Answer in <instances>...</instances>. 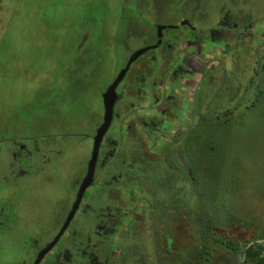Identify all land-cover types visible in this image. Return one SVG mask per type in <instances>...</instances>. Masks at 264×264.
<instances>
[{"label": "rangeland", "instance_id": "1", "mask_svg": "<svg viewBox=\"0 0 264 264\" xmlns=\"http://www.w3.org/2000/svg\"><path fill=\"white\" fill-rule=\"evenodd\" d=\"M230 1L0 0V216L26 210L41 224L40 227H46L49 222H46L47 217L40 215L43 210L51 212L53 218L52 214H59L68 206L72 200L73 182L86 166L93 133L103 116L102 94L130 55L155 41L154 33L146 24L155 21L156 17L161 19L159 22H173L175 18V21L178 18L191 20L192 15L195 19L208 13L215 16ZM254 1H262L264 6V0ZM254 1L246 5L250 13ZM180 3L181 14L173 15L163 9L166 15L159 16L157 8ZM242 17L246 18L243 15L232 18H240L242 22ZM248 25L249 21L229 37L223 30L216 29L215 43L211 45L214 48L207 52L199 45L189 49V43L172 41L175 50L167 52L169 60L165 61V69L168 72L186 70L183 80L188 84L184 95L189 101L185 108L188 123L191 116H196V108L201 107L209 114L228 106L229 101L241 104L234 111L232 126L218 130L212 138L207 137L206 147L209 149L212 142L216 143L217 172L221 179L215 187L231 205L226 226L232 221L238 226L237 220H246L250 225L248 230L244 232L235 227L233 232L237 236L244 233L251 237L264 232V96L253 105L255 85L249 86V71L243 73L245 66H254L256 59H260V54L254 53L256 58L253 57L257 42L247 34ZM260 26V37L263 38L264 22ZM128 28L136 29L138 35L128 36ZM85 33L88 37L86 47L80 50L77 45ZM188 33V29L179 28L169 30L166 36L180 38ZM248 46H251L249 51ZM179 49L183 55L178 54ZM151 53L159 55L157 50L144 54L141 61L131 66L129 80L133 76L148 75L153 69L155 73L156 63L143 66ZM177 63L180 66H175ZM211 66L214 69L220 67L213 70V74H221L222 79L209 82L206 78L205 82L198 83L204 69ZM170 73L166 72L167 75ZM127 80L120 84L117 93L128 87L129 101H139V96L134 95L139 86ZM126 101L118 106L123 111L128 104ZM198 118L199 114L195 123ZM199 128L202 132L205 125L199 124ZM178 133L173 127V134ZM112 134L110 131L107 137H114ZM166 137L163 143L156 144L155 141L154 153H148L146 158L156 160L165 144L175 140L174 136ZM126 147L122 149L123 154L128 153ZM56 152L61 155L57 156ZM47 160L48 171L31 176ZM122 166L128 176L134 175L138 181L145 177L146 171L141 164L135 169L125 163ZM23 172H26L25 177ZM158 174L161 173L155 172L156 176ZM117 187L114 189L121 190ZM96 199L89 202V219L94 218L96 210L102 206L114 205L106 200L102 205ZM117 199L122 204L127 198L120 195ZM13 222L11 218L8 225L13 228V243L18 248V240L25 231L22 222L16 224L17 227ZM54 228L55 224L41 230L46 234L43 240L54 232ZM221 254L219 252L211 264H229L227 257L223 256L224 262ZM183 255L178 249L172 264H182Z\"/></svg>", "mask_w": 264, "mask_h": 264}, {"label": "trees", "instance_id": "2", "mask_svg": "<svg viewBox=\"0 0 264 264\" xmlns=\"http://www.w3.org/2000/svg\"><path fill=\"white\" fill-rule=\"evenodd\" d=\"M252 1L254 0H231V5L221 8L215 16L208 13L210 17L203 16L197 21L188 20L190 27L181 28L190 32L188 35L183 34V39L193 38L195 41H201L202 51L207 52V49L214 48L211 45L215 43L213 39H216V29L223 30L224 35L229 37L249 21L247 34H251L250 36L256 38L254 41L257 42V45L255 44L257 50L253 52V57L256 58V54H260V59H256L254 66H245L243 73L248 70L251 75L249 86L255 85V96L252 98L254 105L264 96V36L260 37L262 31L260 24L264 22L261 21L264 6L262 7V1L261 3L254 1L253 11L250 13L246 5ZM165 5L157 8L159 16L163 15V9H167L173 15L177 12L182 13L181 3L177 4L178 7ZM235 15H243L246 18L242 17L244 19L242 22L240 18L233 20L232 17ZM158 19L160 18L156 17L155 21L149 22L146 26L152 31L159 25L175 26L179 18L176 21L175 18L173 22H159L161 19ZM135 31L128 28V36H137L138 33ZM243 34L244 32L241 35ZM87 39L85 33L77 48L80 50L85 48ZM181 39L180 37L179 41ZM250 48L251 46H248L247 50ZM217 68L220 67L205 68L198 83L203 80L205 82L206 78H209V82L220 81L221 74L217 76L213 74V70ZM239 106L241 104L229 101L228 106L221 110L215 109L209 114L202 111L201 107L196 108L197 113L194 114L196 116L199 114L197 125L196 116H191V122L188 123L187 130L179 141L173 138L171 142L165 144L162 154L158 155L156 160L137 159L146 171L145 177L126 187L123 195L127 198L125 203L130 212V215L126 216L127 219L132 220L136 217L140 222H126L132 229L126 234L125 243L122 244L123 255L116 264H172L178 249L184 253L182 264H211L219 252L223 254L221 258L224 262L223 256L227 257L229 264H264L262 244L264 232L253 234L251 237L244 233L237 236V233L233 232L235 227H240L243 231L250 227L248 221L242 219L236 221L239 222L238 226L233 221L226 226V222H229L226 219L228 208L231 205L223 195H219L215 187L221 179L217 172L219 164L216 143L212 142L209 149L206 147V141L212 138L215 132L232 126L235 121L234 111ZM199 124L202 127L205 125L202 132ZM150 151L154 153L155 145L150 146ZM155 172L161 174L156 176ZM4 217L6 218V214ZM9 223L0 222V264L26 263L30 258L24 256L22 251L26 248L30 249L31 253L36 245L22 237L18 240V248L14 246L15 234L13 228H9ZM18 223L21 224L13 222V226L17 227Z\"/></svg>", "mask_w": 264, "mask_h": 264}, {"label": "flooded vegetation", "instance_id": "3", "mask_svg": "<svg viewBox=\"0 0 264 264\" xmlns=\"http://www.w3.org/2000/svg\"><path fill=\"white\" fill-rule=\"evenodd\" d=\"M229 5H231L230 2H228L226 7ZM220 11L221 8L219 9V12ZM204 15H198V18H202ZM205 16L208 17L209 15ZM191 20L197 21L193 15L191 16ZM184 21L188 22V25L184 26L190 27L188 19L179 18L178 24L174 26L177 28L174 29L184 27L180 26ZM156 27L154 31H152L155 41L152 44L149 43L150 45L146 47L156 44ZM169 30L162 32V43L159 48L154 49L159 51V55L155 56L151 53L149 61L145 60L146 64L143 65L152 66V62L156 63L157 67L155 73L153 69L148 75L133 76V79L129 80V69L123 79V81L128 79L127 81H130V83L135 82L136 85L139 86V90L134 91V95L139 96V101L133 103L129 101L127 93L130 92V90L128 87H125L123 91L117 93L118 100L114 107L113 119L100 145L94 180L92 184L86 188L79 208L70 221L69 226L54 248L44 257L40 264H116L123 255L122 244L125 243L126 234L132 229L129 228L130 226L126 222H140V219L136 217L132 220L127 219L126 216L130 215V212L126 206L125 200L122 201V204H119L117 201L118 196H125L123 193L126 187L133 184V182L137 183V178L128 176L127 172L123 170L122 164L125 163L132 169H135V167L139 165L137 159H148L146 158L147 154L152 153L150 151V146L154 145L156 140V144L159 142L163 143V141H166V136L168 135L169 138L174 136L175 139H179L183 136L184 132H186L188 126V120L185 115L187 111H185V108L186 105L188 106L189 101L185 99L184 96L188 84L183 80V73L186 72V70H171L168 72L165 69V61L169 60L167 59V52H174L175 50V46L171 44V42L173 41V43H175L177 42L176 40H179L178 37L172 38L166 36ZM193 37L195 38V35H193ZM181 38L183 39V36ZM182 39L181 42L189 43L187 47L189 49L193 48L194 45L202 46L203 44L201 41H195L193 38ZM181 51L182 50L179 49L178 54L183 55L184 52ZM141 57L135 62L138 63V61H141ZM134 63L131 66H133ZM124 66H122V68ZM140 66L142 65L140 64ZM175 66H180V64L177 63ZM166 72L171 73L167 75ZM122 82L120 84H122ZM123 101L128 103L125 111L118 107ZM101 123L102 119L96 126V129ZM132 123H134V127ZM173 127L178 130V134H173ZM110 131L113 133L112 136L114 137L108 138L107 135ZM95 132L92 136V144ZM125 146H127V154H123L122 152ZM56 154L57 156L61 155L58 152H56ZM89 159L90 156L81 175L73 182L72 200L69 202L68 206L64 208L61 213L52 214L53 218L50 214L51 212L47 213L46 210L40 213L41 216L48 218L46 221L49 222L48 225L55 224L54 232L47 236L45 240H43V236H46V234H42L41 230H47V228L52 225L40 227L39 225L41 224L33 219L30 212L19 209L15 211V214L13 212L7 213L6 218L4 214L0 216V222H11V218L14 222H22L21 225L25 229V233L22 234L23 238L31 240L36 245L31 253L30 249L26 248L22 251L24 256H29L30 258V262L28 261L22 264H33L38 253L44 249L61 230L75 202L78 189L87 173ZM45 163L46 164H43L41 168L38 167V172H34L31 176L40 175L41 173L45 174L48 171L46 170L48 168V160L45 161ZM22 176L25 177L26 172H23ZM114 186H118L117 188H121V190H115ZM95 198H97L96 201L101 202L102 205L103 200L110 201L114 205L112 207H108L107 205L102 206L96 210V216L89 219L88 214L89 209H91L89 202L91 203ZM82 222L87 223L84 225Z\"/></svg>", "mask_w": 264, "mask_h": 264}, {"label": "water", "instance_id": "4", "mask_svg": "<svg viewBox=\"0 0 264 264\" xmlns=\"http://www.w3.org/2000/svg\"><path fill=\"white\" fill-rule=\"evenodd\" d=\"M188 25L187 21H184L180 24V26ZM177 27L174 26H164V25H159L156 27V44L153 46L145 47L138 49L134 51L129 59L126 62V65L120 69L119 73L117 74L116 78L108 85L104 93L102 94V103H103V116H102V123L101 125L96 129L95 135L93 137V144H92V149L90 153V159L88 162L87 166V173L78 189L77 195L75 202L73 203L71 210L69 212V215L67 217L66 222L63 224L61 230L58 232V234L55 236V238L44 248L42 249L33 264H40L41 261L44 259V257L54 248V246L57 244L59 241L60 237L63 235L65 230L70 224V221L74 217L75 213L77 212L79 205L81 203L83 194L86 190L87 187H89L93 180H94V173H95V167H96V162L99 154V149L100 145L102 143V140L109 130V127L111 125L112 119H113V114H114V107L115 104L118 100V95H117V87L119 84L123 81L125 78L126 74L128 73L131 65L142 55H144L146 52L149 50H154L160 47L162 43V32L165 30L169 29H174Z\"/></svg>", "mask_w": 264, "mask_h": 264}]
</instances>
